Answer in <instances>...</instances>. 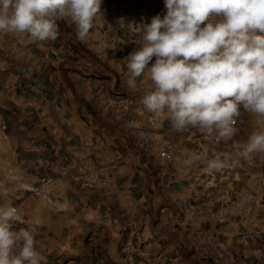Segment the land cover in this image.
I'll list each match as a JSON object with an SVG mask.
<instances>
[{"label": "crops", "instance_id": "1", "mask_svg": "<svg viewBox=\"0 0 264 264\" xmlns=\"http://www.w3.org/2000/svg\"><path fill=\"white\" fill-rule=\"evenodd\" d=\"M165 12L164 0H102L83 42L63 20L55 41L0 33V205L25 219L13 230L34 228L46 264H264V153L220 171L184 164L193 152L236 158L259 117L241 108L230 141L178 133L144 109L143 75L126 84L132 24ZM51 177L47 196L30 195Z\"/></svg>", "mask_w": 264, "mask_h": 264}, {"label": "clouds", "instance_id": "2", "mask_svg": "<svg viewBox=\"0 0 264 264\" xmlns=\"http://www.w3.org/2000/svg\"><path fill=\"white\" fill-rule=\"evenodd\" d=\"M102 0H0V33L55 41L57 21L76 25L83 42L101 15ZM166 12L150 23L132 24L139 48L123 59L129 89L143 77L141 103L167 118L178 133L199 130L207 139L230 141L244 111L261 126L235 157L209 159L190 153L184 164L208 170L235 167L264 153V0H164ZM153 58H155L154 63ZM25 219L10 203L0 205V264H46L34 228L13 230Z\"/></svg>", "mask_w": 264, "mask_h": 264}, {"label": "built area", "instance_id": "3", "mask_svg": "<svg viewBox=\"0 0 264 264\" xmlns=\"http://www.w3.org/2000/svg\"><path fill=\"white\" fill-rule=\"evenodd\" d=\"M160 156L165 160L166 163L168 164L174 163L175 156L173 151H162L160 153ZM60 174L62 176L71 174L73 180L78 181L79 183L87 187L95 186L97 184V177L94 170L92 169H82L79 170L77 173H72L71 167H68V169H64L63 171H60ZM55 183H56L55 178L53 177L48 178L39 185L33 187L29 193L32 196H47L48 191L54 188ZM123 250L126 253H133L138 251V249L133 247V244L131 242H128Z\"/></svg>", "mask_w": 264, "mask_h": 264}]
</instances>
